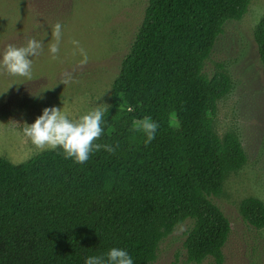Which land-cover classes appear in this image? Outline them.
<instances>
[{
    "label": "trees",
    "instance_id": "16d2710c",
    "mask_svg": "<svg viewBox=\"0 0 264 264\" xmlns=\"http://www.w3.org/2000/svg\"><path fill=\"white\" fill-rule=\"evenodd\" d=\"M250 2L149 1L95 141L114 153L94 151L84 164L61 148L21 163L0 157V264H85L112 248L149 264L187 220L188 260L223 264L232 227L212 196L248 158L235 132L220 137L214 127L229 75L209 78L203 69L225 24L241 19ZM255 39L264 61V15ZM144 117L159 125L148 144L132 130ZM240 210L264 227L262 200L247 197Z\"/></svg>",
    "mask_w": 264,
    "mask_h": 264
},
{
    "label": "rangeland",
    "instance_id": "374dc122",
    "mask_svg": "<svg viewBox=\"0 0 264 264\" xmlns=\"http://www.w3.org/2000/svg\"><path fill=\"white\" fill-rule=\"evenodd\" d=\"M149 1L0 0V56L7 45L24 46L30 38L43 44L41 54L31 58V80L0 71V157L21 163L42 152L23 128L46 107L63 108L77 118L104 104L111 107L113 83ZM263 15L264 0H251L241 19L225 24L203 69L209 78L220 72L229 75L232 88L218 101L214 127L220 137L235 132L248 158L228 175L222 193L212 196L232 227L223 264H264V227L246 221L240 210L247 197L264 203V61L255 39ZM57 22L62 38L58 59L53 60L48 46L54 42L52 26ZM73 40L88 55L84 66ZM65 72L72 74L66 85L59 82ZM191 226L190 220L177 225L149 264H217L212 257L200 263L188 260L184 242Z\"/></svg>",
    "mask_w": 264,
    "mask_h": 264
},
{
    "label": "clouds",
    "instance_id": "9594fccd",
    "mask_svg": "<svg viewBox=\"0 0 264 264\" xmlns=\"http://www.w3.org/2000/svg\"><path fill=\"white\" fill-rule=\"evenodd\" d=\"M52 37L54 42L49 44L48 51L51 58L56 60L62 38L60 22L52 26ZM72 43L82 57L80 66L86 65L89 60L86 51L79 45V41L73 40ZM42 50V42L34 38L28 39L24 46L17 47L9 44L0 56V71L13 77L31 80V58L40 55ZM71 81L72 74L65 72L59 82L66 85ZM107 110L108 106L104 104L103 107H97L77 118L63 108L46 107L34 123L26 124L23 134L39 151L61 148L65 159H72L76 164H84L94 151L104 149L109 153L115 152V149L109 144L95 143L104 132L102 122ZM128 110L132 111L131 108ZM175 126L178 127V124ZM158 127V123L151 117L135 120L132 124L133 131L142 132L145 135V144L151 143L155 139ZM85 264H133V260L126 250L112 248L106 255L88 256L85 259Z\"/></svg>",
    "mask_w": 264,
    "mask_h": 264
}]
</instances>
